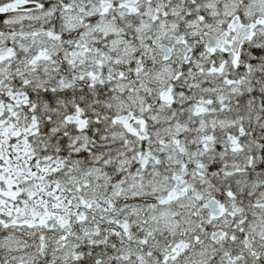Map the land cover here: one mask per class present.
<instances>
[{
  "label": "snow or ice",
  "instance_id": "snow-or-ice-1",
  "mask_svg": "<svg viewBox=\"0 0 264 264\" xmlns=\"http://www.w3.org/2000/svg\"><path fill=\"white\" fill-rule=\"evenodd\" d=\"M0 264H264V0H0Z\"/></svg>",
  "mask_w": 264,
  "mask_h": 264
}]
</instances>
